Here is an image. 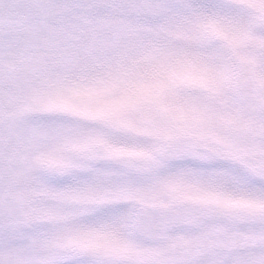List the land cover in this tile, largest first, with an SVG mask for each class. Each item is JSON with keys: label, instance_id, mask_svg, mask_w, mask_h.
<instances>
[{"label": "snow or ice", "instance_id": "obj_1", "mask_svg": "<svg viewBox=\"0 0 264 264\" xmlns=\"http://www.w3.org/2000/svg\"><path fill=\"white\" fill-rule=\"evenodd\" d=\"M0 264H264V0H0Z\"/></svg>", "mask_w": 264, "mask_h": 264}]
</instances>
